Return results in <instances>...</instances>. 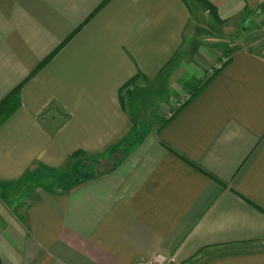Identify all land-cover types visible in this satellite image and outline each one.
Listing matches in <instances>:
<instances>
[{"label":"crops","instance_id":"crops-1","mask_svg":"<svg viewBox=\"0 0 264 264\" xmlns=\"http://www.w3.org/2000/svg\"><path fill=\"white\" fill-rule=\"evenodd\" d=\"M205 1L0 0L1 264H264V54L204 79L264 0Z\"/></svg>","mask_w":264,"mask_h":264},{"label":"rangeland","instance_id":"rangeland-1","mask_svg":"<svg viewBox=\"0 0 264 264\" xmlns=\"http://www.w3.org/2000/svg\"><path fill=\"white\" fill-rule=\"evenodd\" d=\"M192 4H193V7L195 8L194 1L191 3V5ZM199 13L200 11L198 12V14ZM209 19H210L209 16L203 19V16L200 15L198 20L200 21L201 24H203L202 26L207 29L208 27L207 21H209ZM249 28H250V31H249ZM237 29L238 27L237 26L233 27V24H231L230 26L225 25L223 29L222 28L220 29V32H218V34L217 33L213 34L215 40L216 41L218 40L219 43H221V46H219V48H220V53L222 57H220L217 61L209 65L208 69L206 70V73H205L206 75L204 78L206 79V81L217 70H219V68L227 60V57L229 56V54H231L234 50H244V51H249V52H260V53L262 52L264 54V31L257 30L258 28L253 27V25H250V24L246 25L245 27L244 25H242L241 27H239L240 34L237 37H235L237 33ZM203 84L199 83L198 87L201 88ZM154 86L156 87L154 90L152 89L154 88L152 86L148 88L149 89L148 95L143 99V103H141L146 108V110L149 105L154 104L156 101L162 99V96H160L162 95L161 93L162 90L160 89L158 84H154ZM195 88L193 92L199 89L197 88V86H195ZM191 94L192 93H187L186 95H184L180 100L176 102L174 108L176 109L184 105V103H186V101L190 99ZM139 118H141V116ZM84 164L82 163V165H78V167L76 168L78 173L87 169L86 166H88V164L86 166ZM75 176H76V172H75ZM26 195L27 193L23 194V196H26Z\"/></svg>","mask_w":264,"mask_h":264},{"label":"trees","instance_id":"trees-1","mask_svg":"<svg viewBox=\"0 0 264 264\" xmlns=\"http://www.w3.org/2000/svg\"><path fill=\"white\" fill-rule=\"evenodd\" d=\"M189 6V0H183ZM199 6L206 7L214 15V8L205 0H195ZM203 86V85H202ZM202 88V87H201ZM192 92L190 99L196 95L200 89ZM20 89L21 85L13 89L1 102H0V127L5 123L20 107ZM189 99V100H190ZM187 100L186 103L189 101ZM185 104V103H184ZM1 264V260H0Z\"/></svg>","mask_w":264,"mask_h":264},{"label":"built area","instance_id":"built-area-1","mask_svg":"<svg viewBox=\"0 0 264 264\" xmlns=\"http://www.w3.org/2000/svg\"><path fill=\"white\" fill-rule=\"evenodd\" d=\"M172 259L164 255H156L149 260L139 261L136 264H171Z\"/></svg>","mask_w":264,"mask_h":264}]
</instances>
